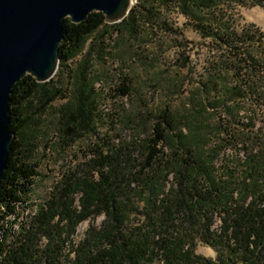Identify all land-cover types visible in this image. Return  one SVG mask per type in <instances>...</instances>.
Listing matches in <instances>:
<instances>
[{
    "label": "trees",
    "instance_id": "obj_1",
    "mask_svg": "<svg viewBox=\"0 0 264 264\" xmlns=\"http://www.w3.org/2000/svg\"><path fill=\"white\" fill-rule=\"evenodd\" d=\"M234 2L166 0L168 6H179L205 36L225 40L241 61L249 60L242 43L251 41L256 31L251 27L232 31L227 18L223 23L222 5ZM147 11H155L153 3L138 0L120 22L106 21L101 10L80 23L67 17L60 68L85 49L102 25L124 23L135 28L139 16ZM164 23L166 27L168 22ZM90 59L79 70L80 93L75 103L64 107L67 136L93 121ZM236 67L237 90L248 87L256 72L263 74L260 67L252 66L243 73V62ZM117 90L131 94L132 85L124 81ZM63 92V87L51 86V80L40 82L32 74L14 87L11 126L17 135L0 186V264H264V183L244 181L234 186V181L221 182L216 177L206 181L196 149L188 147L183 131L176 130L177 120L168 108L161 111L151 134L139 145L142 155H136L129 144L109 146L97 141L86 151L92 154L90 158L58 179L38 211L28 214L15 230L14 222L22 214L21 207L29 205L39 175V162L29 160L31 138L24 132ZM170 141L175 148L166 151ZM177 148L183 157H175ZM247 149L254 153L251 147ZM168 168L174 170L176 180L167 190L169 171L163 174ZM102 214L106 215L103 224L91 225L85 237L76 241L80 224ZM201 241L217 255L199 252Z\"/></svg>",
    "mask_w": 264,
    "mask_h": 264
},
{
    "label": "rangeland",
    "instance_id": "obj_2",
    "mask_svg": "<svg viewBox=\"0 0 264 264\" xmlns=\"http://www.w3.org/2000/svg\"><path fill=\"white\" fill-rule=\"evenodd\" d=\"M147 2L153 3L155 11L141 14L135 28L124 23L102 25L85 49L51 79V86L63 87L64 92L24 132L31 138L29 160L39 162V175L29 205L21 207L22 214L14 222L15 230L28 214L38 211L58 179L90 158L92 154L86 151L97 141L109 146L129 144L136 155H142L139 145L145 143L166 108L177 120L176 130L186 134L188 147L196 149L206 181L216 177L221 182L234 181V186L244 181L264 183V0L249 5L235 0L219 10L225 11L223 23L227 18L230 30L251 27L256 31L251 41L242 43L249 57L243 61L228 42L199 31L179 6H168L166 0ZM87 57L91 58L93 121L67 136L64 107L75 103L80 93L78 73ZM242 62L243 73L250 66L260 67L263 77L256 72L248 87L237 90L236 64L239 67ZM124 81L132 85L131 94L117 90ZM170 146L175 148V143L170 141L166 151ZM174 153L176 158L183 157L178 148ZM167 171L168 190L176 178L170 168L163 177ZM105 218L102 214L84 221L75 240L84 238L91 225L100 227ZM198 251L217 255L202 241Z\"/></svg>",
    "mask_w": 264,
    "mask_h": 264
},
{
    "label": "water",
    "instance_id": "obj_3",
    "mask_svg": "<svg viewBox=\"0 0 264 264\" xmlns=\"http://www.w3.org/2000/svg\"><path fill=\"white\" fill-rule=\"evenodd\" d=\"M138 0H0V186L9 165L16 131L11 102L26 75L53 79L61 64L66 18L86 20L95 10L110 23L124 20Z\"/></svg>",
    "mask_w": 264,
    "mask_h": 264
},
{
    "label": "bare ground",
    "instance_id": "obj_4",
    "mask_svg": "<svg viewBox=\"0 0 264 264\" xmlns=\"http://www.w3.org/2000/svg\"><path fill=\"white\" fill-rule=\"evenodd\" d=\"M34 213V212H33ZM16 217V215L14 214V216H13V218H15Z\"/></svg>",
    "mask_w": 264,
    "mask_h": 264
}]
</instances>
